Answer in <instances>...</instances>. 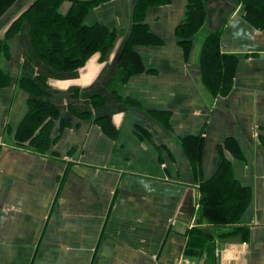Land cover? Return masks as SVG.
<instances>
[{"label": "crops", "instance_id": "crops-1", "mask_svg": "<svg viewBox=\"0 0 264 264\" xmlns=\"http://www.w3.org/2000/svg\"><path fill=\"white\" fill-rule=\"evenodd\" d=\"M31 1L0 16L9 78L0 85V264H192L185 253L197 230L213 234L215 264H264V25L245 17L243 0H200L202 24L186 38L188 0L148 5L137 70L123 79L137 0L89 9L84 22L116 39L71 70L35 55L26 21L4 38ZM212 31L234 59L224 92L209 91L201 74ZM39 78L56 114L47 138L31 141L20 125L32 95L20 80ZM223 162L248 202L236 223L211 225L199 216L202 183Z\"/></svg>", "mask_w": 264, "mask_h": 264}, {"label": "trees", "instance_id": "trees-1", "mask_svg": "<svg viewBox=\"0 0 264 264\" xmlns=\"http://www.w3.org/2000/svg\"><path fill=\"white\" fill-rule=\"evenodd\" d=\"M15 0H0V16ZM68 5L65 10L62 6ZM106 0H32L11 19L4 31V38L15 34L20 25L29 24V37L35 55L57 70H71L82 65L94 52L103 56L116 39V31L103 23L87 24L84 16L89 9ZM160 0H137L132 12L130 34L121 50L116 78H124L138 67V56L134 44L149 31L142 16L145 7ZM245 17L256 26L264 25V0H243ZM203 14L200 0H188L187 18L183 25L182 38L193 35L202 24ZM185 35V36H184ZM234 59L218 51V32H210L204 39L200 65L203 83L211 92L226 91L230 86ZM31 79L29 86L23 79L20 84L31 93L28 110L20 128L30 133L31 141L46 139L43 135L56 114L52 103L40 95L44 91L43 78ZM9 81L0 68V85ZM35 131H37L35 133ZM199 216L211 225L236 223L239 214L248 202V193L237 187L228 163L221 164L217 173L202 183ZM238 226L232 229H237ZM186 255L192 264H215L214 237L211 232L197 230L190 239ZM190 262V261H189Z\"/></svg>", "mask_w": 264, "mask_h": 264}]
</instances>
